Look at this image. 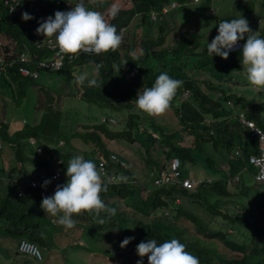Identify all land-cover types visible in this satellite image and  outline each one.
I'll list each match as a JSON object with an SVG mask.
<instances>
[{"label": "trees", "instance_id": "1", "mask_svg": "<svg viewBox=\"0 0 264 264\" xmlns=\"http://www.w3.org/2000/svg\"><path fill=\"white\" fill-rule=\"evenodd\" d=\"M3 1L0 0V37L2 39L7 37L10 41L16 42L17 50L23 47L22 43H27L33 52H37L38 57L48 55L49 52L47 53L45 50L39 51V48L34 44V38L28 37L24 33L27 25L21 16L23 12H27L28 3H24L15 8L14 12L9 13L4 8ZM129 1L126 8L115 7L118 9V13L114 18L109 14V11L107 13V21L116 26L118 33L123 34V42L115 51L96 56L93 54L95 56L93 64L98 73L96 76L88 78L96 79L98 86L90 87L86 82L81 84V88L78 89L77 86L74 89L76 90L74 96L87 104L97 102L121 109L122 105L127 104L126 101L133 103L132 107L125 109L123 115L112 118L113 122H110L108 120L110 118L105 117L104 119L103 117L98 118L92 113L86 114V121L82 127L77 125L78 128L73 133L65 135L62 133L64 129L60 126V120L58 121L61 119V111L57 108L54 115H44L40 119L39 125L25 126L11 132L9 124L1 116L2 113L4 116L6 105L0 102L2 111L0 112V156L2 145L7 146L13 150V158H17L21 164L17 169L18 172H24L26 166L30 164L29 162H34L36 163L34 164L36 176L32 177L44 175L51 181L46 187H42V185L34 189L29 187L30 194H28L27 200L25 197L16 200L18 197L16 193L19 192L18 190H23V187L18 183V179L16 182L13 176H9L6 168L1 166L0 175L2 176L0 177L8 175L7 178H11V184H9L11 190L9 193L0 191V236H16L18 237L17 244L22 238L33 241L41 250L42 256L45 253L43 250L49 249L51 243L47 241L46 237L52 231L45 225L52 227L56 225L57 228L60 225L53 223L57 219L56 217L50 215L47 218L45 216L40 207L41 200L44 196L52 195L58 184L66 182L65 173L69 159L75 155H81L83 150L88 151L89 147L74 141L77 138L82 141L81 144L88 143L90 148L97 153L98 161L109 160L110 152H114L120 158L125 159L129 167L125 169L115 164V171L112 173L115 182L104 179L107 191L101 194L102 199L106 205L117 209L116 215L108 217L103 212L100 217H95L88 212H83L80 215L74 214L73 219L76 220V225L70 230L82 227L96 243L105 244V247L113 244L111 251L120 249L117 254L123 251L121 242L124 238L134 237L124 246L130 255L127 253V256L123 257L128 259L131 264H137V261L141 259L143 264H148L147 255L141 258L136 252V246L141 241L147 242L155 239L159 244L173 238L184 243L186 250L199 258L200 264H264V182H257L254 179L256 183L260 184L259 186L245 185L242 179L243 173L237 181L229 183L227 180V177L233 180L243 165L248 166L245 173L249 172L253 175L256 172L254 166L249 165L248 156L250 153L258 151L257 137L251 135L250 128H246L238 116L241 114L248 116L264 130V101L245 100L243 96L229 92L237 84L247 83L244 77H236L235 80L232 76L234 75L233 70L235 76H237V72L240 73V71H236L240 70V66L231 64L239 60L240 52L229 55L228 59L213 55V59L208 60L207 43L200 49L201 53H196L199 44L195 37L188 42L189 44H183L182 40L179 41V37L173 48L164 45L163 36L152 38L146 34L144 37L140 35L139 38V34L134 32L130 38L129 24L135 19L139 23L149 25H153L159 20L157 26L162 30L163 24L160 21H162L163 15L168 14L170 10L162 14L161 8L173 0ZM249 1L245 0L241 8H247ZM76 2L78 0L36 1L46 11L47 16H53V18L56 11H65ZM85 4L87 7L105 14L111 7L112 0H102V2L96 3L93 0H85ZM260 6L263 12L261 15H264V0H260ZM176 8L178 6L174 9ZM153 12H156L158 16L155 20L151 19ZM247 15L249 17L245 18L248 20L250 28L253 31H259L260 36L264 37V24L260 28L257 25V18L261 15ZM238 17L240 15L237 12H232L217 20H231ZM181 37L184 38L183 35ZM246 38L245 36V40ZM130 39L133 41L129 42ZM133 45L140 46L138 55L135 54L127 59L125 56L122 57L129 53L130 46ZM120 49L128 50L127 54H120ZM171 53L175 56L178 54L195 55L196 53L198 61L192 67L186 68L185 61H180L178 56L177 59L180 62L173 63L177 60ZM136 56H138L137 59ZM151 56L159 60L160 68L163 70L167 66L177 68L176 74L170 76L183 81V85L178 91L189 92V96L185 100H181V104L174 108L175 117L180 127L178 130H165L164 127L157 126L153 120L144 122L141 110L136 107L137 92L151 87L161 72L151 76L146 72L147 68L153 71L151 66L137 68L133 62L136 63ZM101 58L102 62H100ZM115 58L116 61L112 62ZM122 60L126 63L119 64L118 61ZM74 61L66 62V65L59 71L50 72L59 73L64 70L66 72L64 77L70 82L74 78V74H71L69 69ZM209 61L215 64H209ZM225 61L227 62L222 64ZM114 63L116 66H113ZM97 65H100L98 69ZM212 65H215L218 71L224 69L225 73L217 79H212L209 75ZM17 67L18 63L9 67L7 69L8 76L12 78L11 81L15 82L18 89L15 101H23L26 94L24 85L27 84V81L30 83V86L27 87L39 91V88L43 86L41 83L43 77L42 75L37 79L23 77L19 74ZM96 71L94 70V72ZM123 72H129L127 82L120 80L119 75L114 82L109 80L115 73L122 74ZM11 81L4 79V74L3 76L0 74V84L6 82V86L9 87ZM6 90L12 92L13 89L9 87ZM0 98H5L2 93H0ZM228 101L232 105L235 104V108L227 106ZM186 130H189L192 135V140L189 143L183 142ZM30 140L33 141L30 142ZM134 144H139L144 149V154L140 158L143 165L140 168L145 174L151 175L150 185H144L137 181L129 169L131 164L135 163L134 158H129L122 153L128 154L126 150L129 145ZM38 147L43 151L41 155H37ZM155 149L157 152L159 150L164 157L153 156L151 151ZM235 149L241 152L239 156H235ZM84 155H87V152L84 151L82 156ZM172 157L179 158L182 177L188 176L191 179L203 180L190 189L179 185L153 186L152 174H158L163 170L169 171ZM84 158L89 159L88 156ZM192 165L202 166L203 170L213 171L208 176L217 175L216 179L207 182L204 180L206 177H191L186 169ZM56 167L59 168L60 173L58 180L51 177ZM110 168L109 166L108 169ZM251 189L255 191L251 192ZM14 197L16 198L14 199ZM120 201L129 210L121 208ZM195 206L201 209V214L194 211ZM10 219L15 221L8 224ZM98 219H104L105 222L100 225L97 223ZM82 220L87 221V224L80 226ZM117 242H119L118 245ZM78 245L79 243H77ZM2 253L4 262L0 260V264H30L31 260L29 259H33L36 264L34 258L21 255L20 258L17 255L18 252H14L13 256L6 248Z\"/></svg>", "mask_w": 264, "mask_h": 264}, {"label": "rangeland", "instance_id": "2", "mask_svg": "<svg viewBox=\"0 0 264 264\" xmlns=\"http://www.w3.org/2000/svg\"><path fill=\"white\" fill-rule=\"evenodd\" d=\"M176 1L179 4L178 8L173 9V10L171 9L168 14L163 15V19H162V21H160L163 24L162 30H160L157 26V23H159L158 22L159 20L154 22L153 25L152 24L149 25V24H143L141 22L139 23V21L137 19H135V20L131 21L129 24L128 30L130 31L129 32L130 38H132L134 32L135 33L137 32L139 34V38H140V35H141V37H144V35H146V34L147 35L149 34V36L152 38H156L158 36H163V40L165 42L164 45L165 46L167 45L168 48H171L170 46H172V48H173V47H175V42H176L177 38L180 37L179 41L182 40L183 44H186L189 41H191V39H193L195 37V39L198 41L200 49H202L203 45L205 43H207V44L210 43L212 41V39L214 38L212 32H213L214 26L216 25V22L218 21L217 20L218 18L222 17L223 15H226L227 13H232V12H237L240 16H243V17H249V15H247V14H252V15L256 16L262 12V9L260 6V0H250L249 3L247 4V8H245V9L241 8V5L244 3L245 0H198V2L195 0H193V1L192 0H184V1L176 0ZM129 3H130L129 0H112L111 7L104 14L106 20L108 19V14H107L108 11L110 13V10L113 7L120 6V7L126 8V7H128ZM137 16L140 17L139 15H137ZM138 24H139V26H138ZM180 35L181 36L183 35L184 38H182ZM2 40L4 41L5 46H9V45L13 44V41H10L7 37L3 38ZM130 41H133V40L130 39L129 42ZM133 46H130L131 49H129L128 54H127L128 50L120 49V54H127V55H122V57L125 56L127 59V58H131L133 55L137 54L139 52L140 46H138V45H133ZM137 48H138V50H137ZM165 48H167V47H165ZM200 49H197L196 53H201L202 50H200ZM196 53H195V55L178 54L177 56L179 57L180 61H182V62L185 61L186 68H189V67H192L193 64H195V62L198 61L197 60L198 55ZM171 55L174 57L175 60H177V62L174 61L173 63L177 64L180 62L177 59V56H175L172 53H171ZM95 56L92 54H86V53L77 54L75 59H74L75 61L72 63L73 65L70 66L69 72L71 74L72 73L73 74L87 73L88 77L96 76L98 71H96L95 65L93 64V59ZM169 56H170V53H169ZM238 56H239V60L234 62V63H231V64H237L236 66L237 67L240 66V70H236V71L243 72V69H242V66L240 63V53L238 54ZM137 57L138 56H136V59H137ZM209 59L212 60L213 59L212 56L208 55V60ZM102 61H103V59L101 58L100 62H102ZM113 61H116V58H115V60H112V62ZM226 62L227 61L223 62L222 64H224ZM118 63L119 64H125V62L123 60L121 62L118 61ZM133 63L137 65V68L142 67V66H151L153 71H151L149 68H147V71H146L151 76H152V74L157 73L159 71L160 72H167L169 75L173 76L176 74V71H178V69L173 67V66H167L163 70L162 68H160L159 60L154 56H151L148 59H143L139 62H136V63L133 62ZM209 64H215V63H213L212 61H209ZM114 65L116 66L115 63L113 64V66ZM94 70L96 72H94ZM210 70L211 71H210L209 75L211 76L212 79H217L218 77H221L223 75V73H225V71H223L224 69L218 71L216 69L215 65H212ZM233 72H234V75H232V74L231 75L236 80L235 71L233 70ZM0 73H1V76H3V74H4V79L10 80V81L12 80V78H10L8 76V70H6V71L2 70V71H0ZM237 73H239V72H237ZM50 74H52V75H50ZM127 74H129V72H127V73L123 72L122 74L115 73L114 75L111 76V78L109 80L114 82V80L119 75L118 77L120 78V80L127 82V80H128ZM47 75L53 76L54 78H56V76H58V82L56 80L52 83V81L49 80V82L52 83L48 87L49 89H43V88H46L48 86L45 83V81H43ZM64 75H66V72L64 70L59 72V73L58 72L54 73V74L53 73H47L46 75H43L44 79L41 82L43 87L40 88V91L43 93V97H40V99H35L34 96L31 97L30 99H26V97H25L24 101L17 100L14 102V100H12L13 103H10L11 102L10 96H12L13 93L8 91L5 94L4 91H2V89L0 88V93L3 94V96L8 101V103L12 104V105L13 104L16 105V106L10 108V110H9V115L14 114L13 118H12V116L9 117V115L5 116V114L3 116V113L1 115L4 119L11 121L10 122L11 131L20 129L21 127H25V126L28 127V126L34 125V123L39 122L40 119L42 117H44L43 116L44 114H47L50 112L48 110H53V105L55 104V102L53 100L55 98V95H58V92H62L65 95V98H63V101H62L63 102V105H62L63 111L61 113L62 115L60 116V118H61L60 119V123H61L60 126H62V128L64 129V131H62V133H64L65 135H70L71 133H73L75 131L77 125H80V127H82V125L86 121V117H85L86 114L92 113L94 116H97L98 118L103 117L104 119H105V117L117 118V117L121 116V114L123 115V113L125 112V109L129 108L130 106L132 107L134 105L133 103L126 101L127 104L122 105L121 109H119V108L116 109V108H112V106H110V105L98 104L97 102L96 103L92 102L90 104H87V103L83 102L82 100H78V98L76 96H74V94H76V90H74L75 87L78 86V89H79V88H81V84L76 85V83L73 82L74 78H72L70 82L61 81L62 80L61 78L64 77ZM240 76H241V73H240ZM244 78H245V76H244ZM86 82L88 84V80L87 81L85 80L84 84ZM2 84L6 86L7 83L5 82ZM28 85L30 86V83L27 81V84H25L24 86L27 87ZM0 86H1V84H0ZM48 90H50L51 92L50 91L48 92ZM5 92H6V90H5ZM229 92L235 93L237 96H243L245 98V100L254 99L255 101H264V93L259 94V95L256 94V91L253 90L249 84H247L245 86H242L241 84H237V86L234 89H231ZM128 100H130V99H128ZM1 101L5 102V100L3 98H1ZM180 104H181V99L176 96L173 99V105L165 113L158 115V116H149L148 114L140 111L141 116L144 118V122H147L149 120H153L157 126L164 127L165 130H168V129H177L178 130V129H180V127H179L177 120H176V117H175L174 108L179 106ZM228 104L229 103L227 102L226 105L228 106ZM229 105H231L235 108V104L234 105L229 104ZM22 107L24 109H22ZM0 112H2V111L0 110ZM32 120L34 123H32ZM71 126L73 128H71ZM191 137H192V135H191L190 131L186 130L184 133L183 142L189 143L192 140ZM32 141L33 140H30V142H32ZM74 141L78 142L80 145H83L85 147H89L88 151L83 150L81 155L83 154L84 151L87 152V155H84L83 157L88 156L89 160H92L96 164V160L98 159V155L94 150H92V148H90L88 143L85 142V144H81L82 141L80 139H77V138H75ZM0 147H1V145H0ZM2 147H3V149L1 150V152H4V153L6 152V153L13 155V153H10V150L13 151L11 148H9L7 146H3V145H2ZM108 148H110V147H108ZM126 151L128 152V154L124 153V152H122V153L125 156H128L129 158H132V159L134 158V161H135V163L131 164V166L129 168L131 173L134 175V177L137 179L138 182H140L144 185H150L151 175L145 174L144 172L141 171V168H140L143 165L142 159H140V158H142V155L144 154V149L139 144H137V145L134 144V145H129V147ZM4 153H2V155L0 156V159H1V157L7 156ZM151 154L153 156L158 155V157H164L163 154H161L159 150L157 152V149L151 151ZM15 163H16V165H15ZM15 163L13 162L15 167L20 168L21 164L18 161ZM29 163L33 166H35L34 164H36L34 162H29ZM32 170H33V168L31 166H29V170L27 172L24 171V172L20 173L18 171H15V173L17 172L16 176L19 175L18 181L20 182L21 187L27 188L29 181L31 179V178H27V175L29 172H32ZM186 170L189 172V174L193 178H200V177L205 178L208 175L213 173V171H211V170H207V169L203 170L202 166L198 167V166H194V165H192L190 168H187ZM0 176H2V175H0ZM211 176L217 177V175H215V176L211 175ZM253 176L254 175H252L249 172L243 173L242 179L245 182L244 184L251 186V187L259 186L260 184L256 183ZM218 177H220V176H218ZM26 178H27V180L22 183L20 179H22V181H23ZM5 187H6V184H4V187H2V188L5 189ZM7 188L9 190H7L6 192L9 193L11 190V186L9 185V186H7ZM250 191L254 192L255 190L251 189ZM12 192H13V186H12ZM16 200H18V198ZM244 200L246 201V199H244ZM228 205L230 206V204H228ZM120 207L129 210V208L124 203H122V201H120ZM194 211L196 213H199V214L202 213L201 209L197 206L194 207ZM45 216L47 218L50 217V215L46 214V213H45ZM10 220H12V221H10ZM10 220H9L8 224H11L12 222L15 221L13 219H10ZM55 224H56V222H55ZM86 224H87V221L82 220V222L79 225L81 226V225H86ZM49 225H52V224H49ZM45 226L48 227L52 232L50 235H47V237H46L47 241L51 244H49V249L43 248V249H45V250H43V251H45V253H43L44 261H42V264H131L128 259L124 258L125 256H127L126 255L127 253H128V255H130L126 248L124 249V247H122L123 251L117 255L116 254L114 255L113 251H111L112 250L111 247L113 246V244H110L108 247H105L104 246L105 244L101 245V244L96 243L90 235L86 234L85 230H83L82 227L70 230V229H66L63 226H59V228H57L58 226L56 227V225H53L56 228H54L52 226H48L47 224ZM57 233H58V235H56ZM78 238H79V240H78ZM17 239H18V237H16V236H11V237H7V236L1 237L0 236V244L2 245V246L0 245V250H1L0 251L1 252L0 253V260L1 261L4 262L2 251L5 248L8 249L9 252L13 254V256H14V252H17V247H18ZM77 243H79L78 246H77ZM118 243L119 242H117V245H118ZM131 251H133V250H131ZM17 255L20 258H21V256H25V255L20 254V253ZM86 256H89V257H86ZM29 260H31L30 264H32V263L35 264L32 259H29ZM5 262H7V261H5Z\"/></svg>", "mask_w": 264, "mask_h": 264}, {"label": "clouds", "instance_id": "3", "mask_svg": "<svg viewBox=\"0 0 264 264\" xmlns=\"http://www.w3.org/2000/svg\"><path fill=\"white\" fill-rule=\"evenodd\" d=\"M93 2H102V0H93ZM117 13L118 9L113 7L109 14L114 18ZM261 14L263 12L257 16ZM21 18L28 21L33 17L28 12H23ZM38 24L39 26L32 32L33 35H30L31 33L25 35L34 38V44L39 50L42 47L40 45V41L43 40L42 35L49 39L52 47L66 55L81 53L100 55L117 50L123 42V34L118 33L116 26L106 20L104 13L87 7L85 0H78L68 11H56L54 18L53 16L42 18ZM263 24L264 15H261L257 18V25L260 28ZM217 31L218 34L207 44V54L228 59L229 55L237 53L230 52L236 48L238 41L245 40L246 36L241 50L238 51L243 74L254 90H264V37L260 36L259 31H253L248 20L243 16L221 20ZM22 45L23 47L17 52L12 50V45L6 46V49L14 52L12 56L15 57L21 52L27 53L28 57L32 55L34 59L29 63H36L37 59L44 57H38L37 52H33L27 43H22ZM99 67L100 65H97V69ZM86 79L90 87L98 86L96 79H89L87 73L74 74L73 82L83 84ZM182 85V80L172 78L167 72H161L151 87L137 92L136 107L149 116L161 115L171 107V102ZM246 118L254 122L248 116ZM104 161L108 163L109 160ZM107 166L111 164L108 163ZM128 167L129 164L125 169ZM65 175L66 182L58 184L54 193L44 196L40 204L44 213L57 218L54 222L71 229L76 225V220L73 219L74 214L80 215L88 212L95 217H100L103 212L108 217L116 215L117 209L106 205L101 195L107 191L104 179L115 182L113 174L112 179H106L98 164L85 159L82 155H75L69 159ZM50 182V180H45L42 187H46ZM104 222V219L97 220L100 225ZM132 239L134 237H125L121 242V247L126 246ZM118 251L120 249L113 250L114 255H117ZM33 252L39 256L37 250L33 249ZM136 252L141 258L147 255L148 264H200L199 258L187 251L186 245L175 238L159 244L155 239L147 242L141 241L136 246ZM137 264H143L142 259L138 260Z\"/></svg>", "mask_w": 264, "mask_h": 264}, {"label": "built area", "instance_id": "4", "mask_svg": "<svg viewBox=\"0 0 264 264\" xmlns=\"http://www.w3.org/2000/svg\"><path fill=\"white\" fill-rule=\"evenodd\" d=\"M36 1L37 0H4L3 1V5L9 13L14 12L15 8L22 6L24 3L26 4L28 3L27 12L31 14L33 18L27 21L28 24L30 25L31 30L25 32V34L28 33L33 34L32 32H34V28H37L39 26L38 21H40L42 18L46 19L48 17L46 11L43 10L39 6V4L36 3ZM178 5L179 4L176 1H172L168 5L163 6L160 12L162 14H165L167 13L168 10L174 9ZM70 9L71 8H67L65 11H68ZM157 17L158 16L156 12H153L151 14L152 20L157 19ZM219 22H220L219 20L216 22V26L213 30L214 37L218 34L217 29ZM122 31L124 32L123 29ZM243 44L244 43L242 40L238 41L236 48L230 53L240 51ZM40 45H42L45 48V50L49 52V55L37 59L36 60L37 68L32 69L28 66V63L31 62L34 59V57L32 55H29L28 57L27 56L28 54L25 52L19 53L18 55H16V57L12 56L11 53L6 49V46L4 45V42L0 37V71L4 70L5 67H7L8 65L18 63L17 69L20 75H22L23 77H30L37 79L40 77L41 71H59L62 69L64 65H66V62L69 61L72 62L76 57V55H66L60 53L57 48H54L49 44V39L47 37H44L42 42L40 41ZM86 54H90V53H86ZM176 96L181 100H185L189 96V92L186 90L177 91ZM228 103L232 104L230 101H228ZM263 118H264V114H263ZM108 120L110 122H113L112 118ZM239 120L244 126L250 128L251 135L253 134L254 136L257 137L258 151L257 153L250 154L248 156V163L249 165H253L254 168L256 169L255 174H253L254 179L257 182H264V130L261 127L257 126L252 120L247 119L246 116H244V114H241L239 116ZM37 151L40 153V149H38ZM234 154L235 156H239L241 152L238 149H235ZM108 163L111 164L110 169H108L109 168V166H107ZM108 163L105 162L104 160H101L98 163V167L102 169L103 175L106 177V179L109 180L112 179V173L115 171L114 169V167L116 166L115 163L122 168H126L128 166L127 162L124 159L120 158L119 155L114 152L109 154ZM247 167H248L247 165H243L240 171L236 173L233 180L227 177L228 182L230 183L232 181H237L240 178L241 173H245ZM51 177L54 180L59 179L60 173L58 169H55ZM152 178H153L152 180L153 186L179 185L187 189L192 188L198 182L203 180V179L195 180L187 176L182 177L180 172V160L178 157L171 158L169 171L163 170L158 174L153 173ZM212 179H216V177L209 176L206 177L204 180L210 182L212 181ZM45 180H49V179L46 178L44 175H42L41 177L39 176L35 179L33 178L29 181L28 187H30L31 189L37 188L40 185H42ZM22 194H23L22 191L18 192L19 197ZM33 249L39 252V256L34 254ZM17 252L27 257L34 258L36 260V264H41V262L43 261L41 250L38 248L37 244L28 239L22 238L19 241Z\"/></svg>", "mask_w": 264, "mask_h": 264}, {"label": "crops", "instance_id": "5", "mask_svg": "<svg viewBox=\"0 0 264 264\" xmlns=\"http://www.w3.org/2000/svg\"><path fill=\"white\" fill-rule=\"evenodd\" d=\"M177 2V1H176ZM25 23H26V25H27V27H26V30L24 31V33L25 32H27V31H29V30H31L30 29V25L28 24V22L27 21H25ZM42 38L44 39V36L42 35ZM16 42H14L13 41V44H12V50L13 51H15V52H17L18 50H17V46H16ZM43 47V46H42ZM41 47V49L39 50V51H44V48H42ZM198 49H200V47L198 48ZM10 53H11V55H13L14 54V52H12V51H10ZM48 53V52H47ZM48 55H49V53H48ZM45 56H47V55H45ZM15 64H11V65H8L7 67H5V69H4V71H6L9 67H12V66H14ZM30 68H32V69H36L37 68V65H36V63H29V65H28ZM47 73H51L50 71H41L40 72V75H42V77H43V75H46ZM240 73H241V76H240ZM240 73H237V76L236 77H244L243 75V72H240ZM1 74V73H0ZM54 74V73H53ZM50 75H52V74H50ZM44 79V78H43ZM46 79V80H45ZM43 81H45V83L48 85L46 88H43V89H49L48 87L50 86V84H52L54 81H56L57 80V82H58V76H56V78H54L53 76H46V78H45ZM62 80L61 81H63V82H68L66 79H65V77H62L61 78ZM49 80H51L52 81V83H50L49 82ZM247 81V80H246ZM11 83V86H9V87H12V92H13V94H12V96H10V103H13L12 102V100H14V102H15V99H16V97H17V95H18V89H17V87H16V84H15V82H13V81H11L10 82ZM231 84V83H230ZM229 84V85H230ZM248 84V82L247 83H245V84H241L242 86H245V85H247ZM45 85V84H44ZM8 86H5V85H3V84H1V86H0V88L2 89V91H4L5 92V90L6 89H8L9 88ZM43 87V86H42ZM42 87H40V88H42ZM252 89H253V87L252 86H250ZM25 88H26V94L24 95L25 97H26V99H30L31 97H35V99H38L39 97H41V96H43V93L40 91V88H39V91H35L33 88H31V87H26L25 86ZM60 90V89H59ZM254 90V89H253ZM50 90H48V92H49ZM256 91V94H262V93H264V90H262V91H257V90H255ZM6 92H8V90H6ZM5 92V93H6ZM38 93H39V96H38ZM41 94V95H40ZM60 96V97H59ZM28 97V98H27ZM38 97V98H37ZM59 97V98H58ZM63 98H65V95L62 93V92H58V95H55V98H54V102H55V104L53 105V110H48V111H50L49 113H47L48 115H54L55 114V111H56V109L58 108L61 112H60V116L62 115L61 113H62V111H63V108H62V105H63ZM25 99V98H24ZM4 100H5V102L4 101H1V98H0V102H3L5 105H6V108L4 109V114H5V116L6 115H9V110H10V108H12V107H14V106H16L15 104H9L8 103V101L4 98ZM24 101V100H23ZM61 103V104H60ZM33 108V107H32ZM22 109H24L23 107H22ZM15 111V110H14ZM19 115V114H18ZM17 115V116H18ZM22 115V114H21ZM45 116H46V114H44ZM43 115V116H44ZM10 116H12V118L14 117V114H12V115H9V117ZM16 116V117H17ZM60 119H58V121H59ZM4 121L5 122H7L8 124H9V126H10V120H7V119H4ZM41 121V120H40ZM32 123H34L33 122V120H32ZM38 123V124H37ZM37 123H34V125L36 124V125H39V123L40 122H37ZM11 127V126H10ZM71 128H73L72 126H71ZM76 128H78L77 126H76ZM10 130H11V128H10ZM15 131V130H14ZM11 132H13V131H11ZM14 149V151H15V148H13ZM38 149H40V153L37 151ZM36 152H37V155H41L42 153H43V151H42V149L41 148H37L36 149ZM2 153H4V152H2ZM10 153H12V151L10 150ZM255 153V152H254ZM254 153H250V154H254ZM5 155H7L6 157H1V159H0V170H1V166H4L5 168H6V170H7V172L9 173V176H13L14 178H15V181L17 182V179H19V175L18 176H16V173H15V171H17V169H18V167H15V165H16V163L15 162H17V159H13V155H11V154H9V153H4ZM2 155V154H1ZM15 158V157H14ZM100 161V160H99ZM98 159H97V162H96V165L98 164ZM13 162L15 163V165L13 164ZM29 166H31L32 168H33V170H32V172H29L28 173V175H27V178H31V179H35V178H37V177H32V176H36V174H35V169H36V166H33V165H31V164H28L27 166H26V168H25V172H27L28 170H29ZM55 169H59L58 167H56ZM5 170V171H6ZM55 171V170H54ZM27 174V173H26ZM33 174H35V175H33ZM7 176L8 175H6V177H0V191L1 192H3V193H5L7 190H9L8 188H7V186H9V184H11L10 182V179L11 178H7ZM30 176V177H29ZM207 177H209V176H207ZM27 178L25 179V181L27 180ZM202 178V177H201ZM30 179V180H31ZM21 180V182H23L22 181V179H20ZM18 183L20 184V182L18 181ZM4 184H6V187H5V189H3L2 187H4ZM27 188L28 189H24L23 188V190H18V191H22V195L19 197L18 196V193H16V196H18L17 198L19 199V198H22V197H25V199L27 200V198L29 197V195L28 194H30V191H29V187L27 186ZM16 197H14V199H15ZM165 213L167 214V211H165ZM55 223V222H54ZM114 254V253H113ZM86 257H89V256H86ZM29 258V257H28ZM33 260V259H32ZM35 263V262H34Z\"/></svg>", "mask_w": 264, "mask_h": 264}]
</instances>
